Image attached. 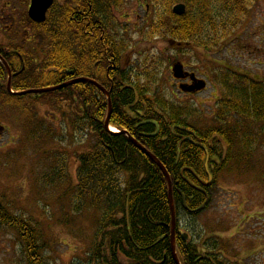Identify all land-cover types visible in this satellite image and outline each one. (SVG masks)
<instances>
[{
    "label": "trees",
    "instance_id": "16d2710c",
    "mask_svg": "<svg viewBox=\"0 0 264 264\" xmlns=\"http://www.w3.org/2000/svg\"><path fill=\"white\" fill-rule=\"evenodd\" d=\"M147 1L151 5L165 7V12L151 23L150 28H145L146 35L168 37L171 38V42L201 47L205 50L218 47L224 39H227L249 7V0ZM179 2L186 6V12L180 16L171 11L172 5ZM123 4L124 0H87V2L66 0L63 4L66 12L62 19V28H55L54 43L49 56L40 63H29L24 58L26 67L20 74L19 81L13 82V88L28 89L35 79H42L50 71L61 76L55 83H49L47 86L82 75L79 71L80 59L82 61V57L79 59L80 39L76 33L77 24L74 22L79 19L78 11L81 9L89 11L92 14L90 18L97 19L101 26L96 36H102L110 42L106 44L108 47L111 46V56H108L107 60L115 67L109 72V77H115L114 87L110 92L112 107L109 124L120 131L126 129L130 136L159 159L169 174L176 215L177 230L174 243L180 263L228 264L223 262L218 254L223 246L218 239L199 238L198 240L179 230V213L185 211L184 206L187 209H196L206 198L203 193L190 187L184 178L204 189L200 182L189 171H184L181 175V169L192 168L199 179L207 181L204 151L191 145L184 137L189 129L208 149L209 167L210 164H214L210 187L214 186L216 179L224 171L244 174L253 171L251 157L255 152L254 145L256 140L259 144L264 138V83L248 73L243 76L226 67L219 78L221 89L214 120L223 124V127L218 128L214 124L204 130L195 129L190 120L194 114L198 115L196 111L178 108L160 97L154 98V101L144 98L137 82L140 76L136 74L132 77L129 67L128 70L119 69L127 41L119 36L120 30L114 12L122 8ZM36 27L37 30L41 27L44 29L45 24L43 22ZM94 40L100 45V49L96 44L93 47L91 44L89 51L85 50V53L92 64L97 65L99 59L106 64L101 71L103 80L100 77V85L106 89L109 87L108 78L104 74L105 67L109 64L104 53L106 45L99 43V39ZM161 59L162 57L159 56L154 58L158 63ZM146 60V56H142L141 62ZM84 61L87 62V58H84ZM159 69L150 73L147 69L145 77L148 87L144 89L146 93L150 92L149 88L159 74ZM63 70L69 73L61 74ZM5 77L6 74L2 71L1 78L4 82ZM125 84H133L136 87L139 103L135 102V90L125 87ZM81 86L82 83H77L52 92L37 93L35 99L31 100L57 107L65 116L68 117L69 114V122L75 127L88 128L97 137L83 153L76 155L78 165L76 184L73 186L76 194L71 199L78 203V209L95 213L96 232L92 247L86 253L88 264L90 260L95 262L94 264H175L171 251V212L164 174L155 162L130 142L125 134H112L104 129V120L108 112L105 95L97 86L85 85L83 92ZM29 95L16 97L11 95L5 98L17 102L21 109L19 113L27 126L28 136L37 129L43 136L52 138L53 134L40 120L35 122L34 127L30 126L32 118L27 113L30 111L26 103L20 101ZM141 105L147 108L141 117L131 113L133 110H140ZM241 113L248 123L257 121L261 124L259 132L261 136L255 137L247 124L244 132L238 131L237 117L242 115ZM146 119L158 122L159 130L156 135L144 136L154 131V126L151 124H139ZM230 120L234 121L235 125L230 127ZM174 126H183L186 129L180 130L177 127L173 128ZM196 137L192 139L196 140ZM257 170L260 181L264 169L260 167ZM196 214L198 213L190 215L196 216ZM25 222L22 218L13 215L0 201V227L14 229L22 236L27 255L25 264H44L38 253L45 247L43 242L41 243V237L36 229Z\"/></svg>",
    "mask_w": 264,
    "mask_h": 264
},
{
    "label": "rangeland",
    "instance_id": "374dc122",
    "mask_svg": "<svg viewBox=\"0 0 264 264\" xmlns=\"http://www.w3.org/2000/svg\"><path fill=\"white\" fill-rule=\"evenodd\" d=\"M10 1V10L18 12L16 17L21 23L23 39L31 28L26 21L29 0ZM56 9L57 19H63L65 8ZM164 9L147 0H124L123 7L114 12L119 36L127 41L122 66L129 58V71L132 77L140 76L137 82L144 98L154 101L160 97L178 108L196 111L198 115L194 114L190 120L195 129L204 130L214 124L223 127L214 120L221 89L219 76L224 69L228 67L233 72H246L264 79V0H249V7L232 34L217 48L208 50L171 42L168 37L146 35L145 28H150L164 14ZM36 34L30 39H40L32 46L37 44L36 47L44 49L45 30L38 29ZM142 56H146L145 62H141ZM156 56L162 57L160 63L154 60ZM177 62L186 71L206 80L205 92L194 97L180 92L171 73V66ZM147 69L149 73L159 69V74L146 93ZM59 76L50 71L42 79H35L30 88L53 84ZM38 94H30L20 101L30 111L27 112L32 118L30 126L34 127L40 120L49 128L52 138L43 136L37 129L28 136L18 105L9 109L0 107V123L5 127L0 137V201L13 215L36 229L45 246L38 252L44 264H88L86 253L92 247L96 232L95 213L78 209V203L71 200L76 194L73 186L78 165L74 152H83L97 137L88 128L75 127L69 122V114L65 116L57 107L31 100ZM135 98L139 103V94ZM233 125L235 122L230 120L229 126ZM261 143L256 140L254 145L253 171L247 174L224 171L207 192V207L196 216L185 211L179 213L180 232L198 240L218 239L223 245L218 254L228 264H264V173L259 181L257 170L264 169V144ZM23 242L14 229L0 227V264H25Z\"/></svg>",
    "mask_w": 264,
    "mask_h": 264
},
{
    "label": "flooded vegetation",
    "instance_id": "af4514ba",
    "mask_svg": "<svg viewBox=\"0 0 264 264\" xmlns=\"http://www.w3.org/2000/svg\"><path fill=\"white\" fill-rule=\"evenodd\" d=\"M84 1L87 2V0H84ZM64 2H66V0H53L52 5L49 7V9L46 13V19L44 22V24H45L44 30H45V35L47 37V39H46L47 42L46 43L43 42V44H45V46H46L43 49V47H40V46L36 47L37 44L35 46H32V43L38 42V39H40V37H36L35 39H30V37H33V35H35V36L37 35L36 34V31H37L36 25L40 24V23H35L32 20L28 21L26 19L28 25L31 28H30V31H28V34H27L28 36L25 35L22 39L21 23L18 20V18L16 17L18 12H16V11L12 12L10 10L11 4H12L10 0H0V107H7L8 109L10 107L11 108L17 107V102L15 100L5 98V96L10 97L12 95L13 97H16V96H20L18 93H20L22 91H26L29 89H40V88L47 87V86H44V87H40V88H28L25 90H15L13 88V82L16 83L19 81V76L26 67L24 64V60H23L24 58L29 63L30 62L40 63L43 59H45L49 56L48 55L49 51L52 49V44L54 43L53 38H54V34L56 32L55 28L56 27L62 28L61 23L63 22L62 19H57L58 16L56 14V11H57L56 8H62ZM88 8H90V5H88ZM78 15H79V19L75 20L74 23L77 24L76 26L78 28L76 29V33L78 35V39H80L78 42V46L80 48L79 49V59H80V57H82V61L80 59V62H79V65H80L79 71H80V73H82V75H80L79 77L88 79V81L80 82V84L82 83L81 89L83 92L85 85H93L95 87L96 85L92 82H96L97 84H101L100 81H101V79L103 80V78H102L103 72L101 73L102 67L104 65H106L103 63V61L101 59H99V61H97L98 62L97 65L96 64L94 65L91 62H89L90 60L88 57H86L85 50L89 51L91 44H92V47L95 46L96 43H95L94 39H99V43H102L103 45H106L110 42L108 41V39H104L102 36H96V34L100 32L101 26H100L99 21L97 19L90 18V16L92 14H90L89 11L87 12L84 9H81L80 11H78ZM39 29H42V27ZM81 32H82V35H81ZM106 47H108V46L107 45L104 46V48H105L104 53L106 56V62L108 61L109 64L105 67L106 70H105L104 74L108 78V81H109V83H108L109 87L106 88V90L110 94V92L112 91V88L114 87L115 77L114 78L109 77V72H110L111 68L115 69V67L110 64L109 60H107V57L111 56V54H110L111 46L108 48H106ZM33 50H35L36 52H34ZM36 53H37V55H36ZM125 53L126 52H123L122 54H125ZM24 56H26V57H24ZM37 56H38L39 61L36 59ZM84 58H87V62L84 61ZM129 63H130V59L128 58L127 61L124 63L125 67H124V65L122 66V64H123V62H122L119 69L128 70ZM2 71H4V73L6 74L5 82L1 78V72ZM64 73L68 74L69 72L67 70H63L61 74H64ZM188 73H191V72H188ZM238 73H240L243 76L245 75V73H243V72H238ZM194 76L196 77V79L201 80V78L198 75L195 74ZM79 77H72L69 80H66L63 82L61 81L57 84H62V83L71 81L75 78H79ZM100 77H101V79H100ZM1 79L4 83L1 81ZM255 79L264 83L263 78L257 77ZM174 80L176 81L178 89L181 85L182 86L183 85L192 86L193 88H195L196 87L195 84L198 83V82L192 83L191 78L188 76H185V78H183V79H177V80L174 79ZM8 82L10 85V90L7 89ZM204 82H205V87L201 90H195L194 92H191V93H186L184 89H179V90L184 95L194 97V96H197L200 93L206 91V89H207L206 83L207 82H206V80H204ZM57 84H55V85H57ZM242 85H243V89H244V84L242 83ZM125 87L133 88L135 90V95H136V89H135V86L133 84H125ZM81 99H82V103H83V100H84L83 97ZM44 104L49 105L48 103H42V105H44ZM146 109L147 108L145 105H143V106L141 105L140 110L139 109L133 110V111H131V113L136 115V116L141 117V115L145 112ZM241 114L242 115H238V117H237L238 124H239L238 131L240 133L244 132L245 128H246V124H247L250 127V130L253 131L255 137L261 136V134L259 133L260 129H261V124L257 121H254L253 123H248L244 114L243 113H241ZM146 120H150V119H146ZM155 122H156L155 125L152 124L154 126V131H152V133L144 134V136L156 135V133L159 130V124L157 121H155ZM229 124H230V122H229ZM1 127H2V129H1ZM175 127H177V126H174L173 128H175ZM177 128H179L180 130L186 129L183 126H178ZM0 130H2L0 132V137H1V135L5 132V127H3L1 125V123H0ZM192 137H196L195 133L190 131L189 129H187V132L185 133L184 138L186 140H189V143L191 145L198 147L195 144H199L201 142H199V139H197V137H196V140H198V141L192 139ZM261 140L263 142L261 145H263L264 144V138H262ZM209 141H211V138ZM209 141H208V144H209ZM210 147H212V146H210ZM198 148H200V147H198ZM200 149L204 151L206 157H207V155L209 157V152H208L207 148H205L206 151L202 148H200ZM206 157H205V159H206ZM208 159L210 160V157ZM204 163H205V161H204ZM208 168H209L208 169L209 172L212 173V170L214 169V164H210V167L208 165ZM193 177L196 178V176H194V175H193ZM212 178H213V175H212ZM197 181H198V179H197ZM212 181L213 180H211L210 184L212 183ZM200 182H202V181L200 180ZM193 185H189V186L193 187L194 189H196L197 191L200 192V190H198V189H200L202 187L197 186V185H194V186H196V187H194ZM209 185H208V187L204 188L205 191H207L210 188ZM197 187H199V188L197 189ZM184 207H185V211L190 212V213L194 212V210L187 209L186 206H184Z\"/></svg>",
    "mask_w": 264,
    "mask_h": 264
},
{
    "label": "water",
    "instance_id": "95a60500",
    "mask_svg": "<svg viewBox=\"0 0 264 264\" xmlns=\"http://www.w3.org/2000/svg\"><path fill=\"white\" fill-rule=\"evenodd\" d=\"M52 3H53V0H30V5L28 8L29 18L35 22H43L45 20V17H46V12L49 9V7L52 5ZM185 9L186 8H185V5L183 3H178L172 7V12L176 15H182V14H184ZM171 71H172V76L176 79L184 78L186 75H188L187 73H183V67H182V64H180V63L173 64ZM190 77L193 81H195V77L193 74ZM86 80L88 81V79H86V78H76V79H73L71 81H68V82L53 86V87H47V88H41V89H29V90L20 92L18 94L24 95V94H28V93L50 92V91L58 90V89L66 87V86L76 84V83H80V82H83ZM198 81L199 82L197 84H195L196 85L195 88H193L192 86L185 87L182 85L180 87H181V89H184L185 91H188V92H192L195 90L202 89L204 87V82L202 80H198ZM92 83H94L106 95V98H107L108 113H107V116H106V119L104 122V127H105V129H107L108 124H109V118L111 115V107H112L110 94L105 88L98 85L96 82H92ZM7 89L10 90L9 82L7 84ZM146 122L153 123L151 121H146ZM122 133H126V131H123ZM130 140L136 146V148H138L145 156H147L150 160H152L153 162H155L157 164V166L160 168V170L162 171V173L164 174V176L166 178L167 188H168V203H169V208H170V212H171V235H170L171 251H172L174 263L180 264L178 257L176 255V252H175V247H174L175 208H174L173 197H172V184H171L170 177H169L165 167L159 162V160L156 158V156H154L147 149H145L144 147L139 145L134 139L130 138ZM195 145H197L198 147H200L206 151V149L203 145H201V144H195ZM204 167H205V171L208 175V179H211L209 171H208V157H206ZM185 169H187V168H184L183 170H185ZM183 170H182V172H183ZM187 170L190 171L191 173H193V175H195L191 169H187ZM204 185H207V184H204ZM198 190L204 192V190H201V189H198ZM205 204H206V202L203 203V205L201 207H199L197 210H200L201 208H203Z\"/></svg>",
    "mask_w": 264,
    "mask_h": 264
},
{
    "label": "bare ground",
    "instance_id": "6f19581e",
    "mask_svg": "<svg viewBox=\"0 0 264 264\" xmlns=\"http://www.w3.org/2000/svg\"><path fill=\"white\" fill-rule=\"evenodd\" d=\"M111 131H113V132H115L116 131V129L115 128H111ZM185 168H187V169H191L192 171H193V169L192 168H189V167H185ZM187 169H185V170H183V172H182V175H183V173H184V171H188ZM190 172V171H189ZM194 172V171H193ZM191 173V172H190ZM191 174H193V173H191ZM194 176H196V178L198 179V181L200 182V180L201 179H199V177L197 176V174L194 172ZM184 180L186 181V183H188L189 185H193V183L190 181L189 182V180L188 179H186V178H184Z\"/></svg>",
    "mask_w": 264,
    "mask_h": 264
}]
</instances>
